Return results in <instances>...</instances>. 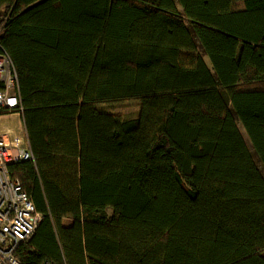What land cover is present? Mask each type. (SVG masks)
I'll return each mask as SVG.
<instances>
[{"label":"trees","instance_id":"1","mask_svg":"<svg viewBox=\"0 0 264 264\" xmlns=\"http://www.w3.org/2000/svg\"><path fill=\"white\" fill-rule=\"evenodd\" d=\"M0 45L43 215L23 264H264V0H0Z\"/></svg>","mask_w":264,"mask_h":264},{"label":"built area","instance_id":"2","mask_svg":"<svg viewBox=\"0 0 264 264\" xmlns=\"http://www.w3.org/2000/svg\"><path fill=\"white\" fill-rule=\"evenodd\" d=\"M0 82V112L20 113L23 108L18 74L4 51L0 52ZM33 159L25 133L14 131L0 136V264H23L20 247L35 234L43 218L20 179L10 171L11 163ZM40 264L58 263L44 260Z\"/></svg>","mask_w":264,"mask_h":264},{"label":"rangeland","instance_id":"3","mask_svg":"<svg viewBox=\"0 0 264 264\" xmlns=\"http://www.w3.org/2000/svg\"><path fill=\"white\" fill-rule=\"evenodd\" d=\"M205 60L207 64L212 67L210 59L206 56ZM101 108L104 109L107 112L117 114L121 117H133L136 116L139 111L141 110V103L140 100H129V101H121V102H111V103H104L101 105ZM9 114H1L0 115V135L2 133V130L4 129V124L7 118H10ZM20 119L19 121V128L17 129L18 131H24L26 133V127L25 123L23 120V115L20 112ZM240 127L243 130L242 125L240 124ZM244 131V130H243ZM245 133V132H244ZM246 136V134H245ZM72 220L71 219H65L64 223L66 225L71 224Z\"/></svg>","mask_w":264,"mask_h":264},{"label":"crops","instance_id":"4","mask_svg":"<svg viewBox=\"0 0 264 264\" xmlns=\"http://www.w3.org/2000/svg\"><path fill=\"white\" fill-rule=\"evenodd\" d=\"M5 114H9V115H13V116H9L10 118H7L4 124V129L2 130V133H6V132H14V131H18L17 129L19 128V121H21L20 119V113H5ZM18 132H23L24 131H18ZM27 136V132L25 133ZM0 135V136H1Z\"/></svg>","mask_w":264,"mask_h":264}]
</instances>
